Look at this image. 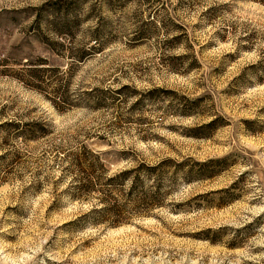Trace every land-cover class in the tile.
I'll return each instance as SVG.
<instances>
[{
    "label": "rangeland",
    "instance_id": "obj_1",
    "mask_svg": "<svg viewBox=\"0 0 264 264\" xmlns=\"http://www.w3.org/2000/svg\"><path fill=\"white\" fill-rule=\"evenodd\" d=\"M82 145L109 174L191 161L163 207L93 225ZM0 264H264V4L0 0Z\"/></svg>",
    "mask_w": 264,
    "mask_h": 264
},
{
    "label": "trees",
    "instance_id": "obj_2",
    "mask_svg": "<svg viewBox=\"0 0 264 264\" xmlns=\"http://www.w3.org/2000/svg\"><path fill=\"white\" fill-rule=\"evenodd\" d=\"M264 4V0H252ZM93 52V53H91ZM95 50L90 49L84 54L78 53L79 62L93 56ZM216 125V121H211L207 125L194 128L190 133L197 138L207 137L205 130L211 129ZM30 129L36 132H46L39 124L33 122L27 124ZM131 152H122V156L127 158ZM106 153L94 151L84 145L72 150L64 155V160L68 166L64 169L66 173L75 168L80 171L81 176L75 175L72 179L74 197L78 199H90L94 192L98 194L99 208L96 206L89 211L85 218L90 219L91 224H107L119 226L128 223L131 219L138 216H148L153 209L163 207L165 201L175 189L174 182L179 169L185 166L186 162L175 163L174 160H162L156 165H149L145 162H138L134 168L122 170L118 173L109 174L106 166ZM226 159L209 160L204 163H197L199 167H207L219 163H224ZM174 171H170V167ZM195 171H188L190 179H207L216 176L213 171L206 175L194 176ZM74 182L76 185H74Z\"/></svg>",
    "mask_w": 264,
    "mask_h": 264
}]
</instances>
